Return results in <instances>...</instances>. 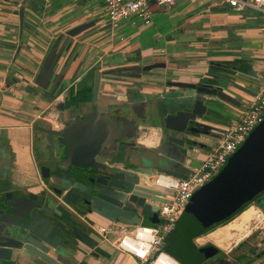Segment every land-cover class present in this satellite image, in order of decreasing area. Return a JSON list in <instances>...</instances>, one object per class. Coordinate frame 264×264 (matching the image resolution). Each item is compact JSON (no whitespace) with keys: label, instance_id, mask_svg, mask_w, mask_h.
<instances>
[{"label":"crops","instance_id":"1","mask_svg":"<svg viewBox=\"0 0 264 264\" xmlns=\"http://www.w3.org/2000/svg\"><path fill=\"white\" fill-rule=\"evenodd\" d=\"M249 11L264 19L255 10L239 12L211 0H174L171 6H152L148 25L131 16L111 28L101 0H0V128L6 129L11 140L15 181L26 188L42 187L28 141L30 118L59 103L64 114L51 111L52 120L61 115L72 119L89 110L95 70L102 72L154 64L163 66L152 68L134 80L116 75L102 76L97 110L107 113L108 122L120 143L119 150L158 153L175 158L180 162L178 166L189 171L196 169L204 159V149L210 141L200 135L180 136L163 129L164 113L173 114L179 101L192 98L193 94L191 89L169 83L221 86L224 93L240 105L235 107L206 97L212 109L206 111L203 123L211 131L232 124L264 82V25L255 22L247 13ZM84 23H90V26L68 38L47 88L37 87L34 81L48 50L57 49L65 39L66 31ZM238 73L256 82L236 78ZM214 76L230 78L252 94L214 81ZM179 136L187 145L193 143L192 151L175 150L166 143L168 137ZM113 157L120 158L119 155ZM153 176L142 185L158 191ZM159 188L161 197L147 199L148 203L158 205L169 194L166 189ZM88 218V225L98 240L93 249L94 256L90 257L86 249V263L132 264L130 257L110 245L111 231L107 233V239L97 232L101 227L116 228L94 215ZM248 236L240 242H245ZM237 244L225 252H232ZM256 259L259 264H264V253ZM244 262L248 264L247 260Z\"/></svg>","mask_w":264,"mask_h":264},{"label":"water","instance_id":"2","mask_svg":"<svg viewBox=\"0 0 264 264\" xmlns=\"http://www.w3.org/2000/svg\"><path fill=\"white\" fill-rule=\"evenodd\" d=\"M90 23L78 25L66 31V37L57 49H49L39 69V73L34 84L41 88H47L52 75L55 72L56 61L61 52L67 47L69 37L77 35L82 30L88 28ZM162 64H154L144 67L122 68V71H135L130 76L138 78L139 72H146L155 67H162ZM110 71L106 72L109 73ZM60 74L62 72L60 71ZM236 78L255 83L256 80L244 74H236ZM100 73L96 70L93 73L92 85V103L95 102L98 92ZM214 81L227 83L232 88L245 93L252 94L247 89L241 87L227 77H213ZM169 85L191 89L192 98L180 100L173 114L164 113L162 118V127L166 132L177 133L181 135H201L204 138H210L211 128L203 123L206 111L212 109L210 101L206 97H213L222 102L235 107L240 105L239 101L224 93L221 86L211 84H202L196 87L193 84L169 83ZM254 94V93H253ZM190 97V96H189ZM191 99V100H190ZM62 108V106H61ZM59 124L55 122L54 127ZM62 138L69 145L67 150V161L71 166L78 168H89L92 170L103 169L104 159L101 156L103 150L107 148L111 140L114 139V133L111 126L107 124V119L102 116L100 111L86 112L82 117L74 116L72 122L59 128L58 131L50 132ZM168 137L166 143L179 150H193V144L187 145L181 137ZM200 146V145H199ZM202 147V146H200ZM185 152L181 154L185 156ZM149 157H144L142 163L150 170L153 175H165L172 178L185 177L191 171L177 164L180 162L173 157L160 156L158 153H147ZM139 162V161H138ZM182 162V161H181ZM135 163V162H131ZM141 163H135L130 166V170H121L112 168L114 173L112 179L118 182L117 188L120 192L113 191L112 196H99L91 199V194L85 196L90 201V207L103 220L108 222H118L119 224L138 225L141 223L138 211L130 207H123V203H134L140 207L145 215L151 214L150 223L156 224V208L144 203L147 199H158L161 197L158 191L140 185V180L136 173H143L149 176L150 170L140 167ZM173 166H177L176 169ZM46 178V174L43 175ZM72 182V178H67ZM117 183V184H118ZM111 185V183H110ZM84 186L71 183L70 189L63 195V199L74 204L77 198L75 191L83 192ZM264 191V119L248 134L245 141L231 154L224 166L212 177V179L199 188L189 199L181 217L177 221V229L174 242L168 247V252L173 255L179 264H201L215 254V247H196L193 240L198 237L210 225H216L228 219L234 212L244 204L252 202L255 196ZM125 194H128V198ZM99 196V197H98ZM27 201V200H26ZM24 203V200H23ZM27 207H22L20 219L26 218L25 211ZM29 223L26 230L35 238L47 246L54 248L55 243L51 241L53 232L46 234V229L33 224L32 217H29ZM58 236V233L55 235ZM57 238V237H54ZM34 248L37 246L33 245ZM41 250L40 247L37 248ZM36 255L44 260L52 262L46 256L36 252ZM0 259L11 260L6 255H0ZM26 256L22 253L19 262H24Z\"/></svg>","mask_w":264,"mask_h":264},{"label":"flooded vegetation","instance_id":"3","mask_svg":"<svg viewBox=\"0 0 264 264\" xmlns=\"http://www.w3.org/2000/svg\"><path fill=\"white\" fill-rule=\"evenodd\" d=\"M131 67L142 66H125L102 72L97 71L100 73V78L104 75H116L120 78H127L131 80L138 79L141 74L148 72L140 71V76L135 78L130 76L131 74L136 73L135 71L121 70L122 68ZM108 71L110 72L106 73ZM202 84L206 83H201L196 87H199ZM92 85L90 94V109L81 115L75 116L82 117L86 112L96 113L100 111L102 116L107 119V124L113 129V126L108 122L107 113L102 110H97V97L95 102L92 103ZM136 85L139 86L138 84ZM51 111H60V113L64 114V111L60 107L59 103L57 106H52L51 108L47 107V109H44L40 114L32 119H29L31 122L28 127V141L31 155L34 158L37 172L39 174L40 181L42 182V187L39 189H35V187H22L15 181L13 164L14 156L10 148L11 140L6 129L0 128V255H6L11 259H0V264H87L84 258L87 257L85 254L87 252L86 249L89 250L87 254L90 257L94 256L93 249L98 240L90 229L91 225H88L90 223L88 216H99L94 213L93 209H91V200L85 196H89V194L93 193V195L91 194V199L100 201L98 198H95L97 196L94 194L109 197L112 196L111 193L113 191L120 192L121 188H117L119 183L112 179L114 175V173H111L110 171L112 168L130 170V166L137 162L141 163L139 165L143 169L150 170V168L141 162L148 154L143 151L131 152V150L127 148L123 150L118 149L120 143L116 138L114 129V139L111 140L110 145L105 148L101 154L104 159L103 169L92 170L89 168L71 166L67 161V150L69 145L62 138L52 135L50 132L58 131L59 128H63L65 125L72 122L73 118L68 119L67 117L65 118V116L61 115L58 118H55V120H52ZM55 122L59 124L58 128L54 127ZM122 140L124 139L122 138ZM115 155H119L120 158H114L113 156ZM134 155L138 158L132 159V156ZM150 172L151 175L154 174L153 170H150ZM45 174L46 178H43V175ZM136 174L140 180L141 186L144 180H148L151 177H147V175L143 173ZM69 177L72 178L75 183L84 186L83 192L80 193L75 191L77 198L73 205L67 203L63 199L64 193L70 189L71 183H73V181L69 182L66 180ZM125 195L128 198L129 195ZM144 203H148L147 200H145ZM148 204L155 208L157 207L154 203ZM122 206L130 207L135 211H138L142 224L150 221L151 219V214L145 215L142 209L137 207L134 203L130 204L127 202L123 203ZM22 207H27L25 211L26 218L20 219V215L24 214V212H21ZM29 217H32L33 224L46 229V234H49V231L53 232L51 241L55 243L54 248L45 245L40 240L33 237L28 230L25 229L30 221ZM254 218L255 220L251 226H255L256 223L261 224L263 222L260 215H257ZM106 222L109 226H113L115 228L127 225L119 224L115 220L114 222ZM238 222L239 221L231 222L226 226L216 229L215 232H219L225 228L231 233L232 228ZM57 233L58 236H55ZM238 236L239 233L231 239L228 245L229 249L242 240H237ZM32 244L37 247L34 248ZM208 246H211V244L205 243L200 247ZM38 247H40L41 250H38ZM36 252L46 256L52 262H46L40 259L36 255ZM22 253L26 256V260H24V262H19ZM219 254L220 252L217 248H215L214 256H218V261L222 264L220 260L222 257H220Z\"/></svg>","mask_w":264,"mask_h":264},{"label":"built area","instance_id":"4","mask_svg":"<svg viewBox=\"0 0 264 264\" xmlns=\"http://www.w3.org/2000/svg\"><path fill=\"white\" fill-rule=\"evenodd\" d=\"M102 8L111 28L131 16L150 22L151 7H167L174 0H101ZM214 4H225L235 11L252 9L264 17V0H211ZM264 112V82L254 92L250 104L239 112L236 120L227 127L210 131V145L204 149V159L196 169L185 177L172 178L154 175L153 184L168 190L155 211L157 223L151 226L125 225L116 229L101 227L98 234L107 239L112 232L110 245L116 251L130 257L132 264H179L164 251V246L181 217L189 199L224 166L227 158L241 146L248 134L262 121ZM264 221V209H258Z\"/></svg>","mask_w":264,"mask_h":264},{"label":"rangeland","instance_id":"5","mask_svg":"<svg viewBox=\"0 0 264 264\" xmlns=\"http://www.w3.org/2000/svg\"><path fill=\"white\" fill-rule=\"evenodd\" d=\"M247 13H250L253 16V18L255 19V22H257L258 24L260 23V24H263L264 25V19L261 18V16H259L255 12H250L249 11ZM135 158H138V157L135 156V155L132 156V159H135ZM156 190H158V192L160 193V188L159 187H156ZM167 192L170 193L168 190H167ZM250 205L253 206V207H255V208H257L255 206V202L254 201H252V202H250L248 204L249 207H250ZM257 209H259V208H257ZM233 218L234 217H232L231 219H233ZM231 219L227 220L226 222L230 221ZM234 220H232V221H234ZM230 223H228V224H230ZM228 224H226V225H228ZM218 226H220V225H218ZM210 231L205 232L204 234L198 236L196 238L197 241L194 239L195 240V241L193 240L194 245L198 247V246H201V245H203L205 243H211L205 237ZM247 236H248V238L245 240L244 244L242 246H240L239 248H237L236 250H234V252L228 253V252H225V250H223V249H221L219 247H216L219 250V252H220V254H219L220 257H222V259H220L221 262H222V264H245L246 262H244V260H247L248 261V264H259V262L256 259V257L258 255H261V253H264V221L261 224L260 223L259 224L256 223V225L253 226L251 228V230L248 232V234L246 235V237ZM109 237L112 238L111 236H109ZM164 248H166V247H164ZM251 252H253V253H251ZM166 253L168 254V252H166ZM240 255H242L241 257L243 258L241 260H240V258H241ZM203 263L204 264H221L218 261V256H213V257L205 260Z\"/></svg>","mask_w":264,"mask_h":264},{"label":"bare ground","instance_id":"6","mask_svg":"<svg viewBox=\"0 0 264 264\" xmlns=\"http://www.w3.org/2000/svg\"><path fill=\"white\" fill-rule=\"evenodd\" d=\"M260 215L259 211L255 207H250L246 209L241 215H239L234 221H239L233 228L232 232H228L225 228L223 230H220L219 232H211L209 233L206 238L208 241H211L216 246L220 247L221 249L228 250L229 243L231 239L239 233V236L237 237V240H241L246 237L248 232L251 230L253 225L251 224L255 220V216ZM250 227V228H248ZM248 230V231H247ZM200 240V239H199ZM199 243V242H198Z\"/></svg>","mask_w":264,"mask_h":264},{"label":"trees","instance_id":"7","mask_svg":"<svg viewBox=\"0 0 264 264\" xmlns=\"http://www.w3.org/2000/svg\"><path fill=\"white\" fill-rule=\"evenodd\" d=\"M252 201H254L255 202V206L257 207V208H259V209H264V191L263 192H261V193H259L257 196H255L254 197V199L252 200ZM250 202H248V203H246V204H244L243 206H241V208L240 209H238L236 212H234L228 219H226V220H224V221H222V222H220V223H218V224H216V225H210L209 227H207L200 235H202V234H204L205 232H208V231H210V232H212L214 229H216V228H218V227H221V226H223V225H225V224H227L228 222H230L231 220H233L234 218H235V216L237 217L240 213H242L244 210H246L249 206H248V204H249ZM248 206V207H247ZM251 206V205H250ZM232 217H234L233 219H231ZM229 219H231L230 221H228V222H226L227 220H229ZM226 222V223H225ZM224 223V224H223ZM144 225H153L152 223H150V222H144L143 223ZM222 224V225H221ZM218 225H220V226H218ZM218 226V227H217ZM216 227V228H215ZM176 229H177V224H176V226H175V228H174V230H173V233H172V236L171 237H169L168 239H167V241H166V244H165V246L164 247H166V248H164L165 250L164 251H166V252H168V247H169V245H171L173 242H174V240H175V235H176ZM213 229V230H212ZM209 232V233H210ZM200 235H198V236H200ZM244 244V242H240V243H238L237 245H236V247L234 248V249H232L231 251L232 252H234V250H236L237 248H239L240 246H242ZM219 251V250H218ZM251 253H253V252H251ZM168 254L169 255H171L172 257H173V255L172 254H170L169 252H168ZM242 255H240V257H241ZM174 258V257H173ZM175 259V258H174ZM201 264H204V263H201Z\"/></svg>","mask_w":264,"mask_h":264}]
</instances>
